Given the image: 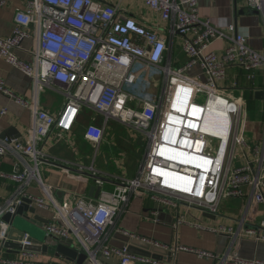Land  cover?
Listing matches in <instances>:
<instances>
[{
    "label": "built area",
    "instance_id": "1",
    "mask_svg": "<svg viewBox=\"0 0 264 264\" xmlns=\"http://www.w3.org/2000/svg\"><path fill=\"white\" fill-rule=\"evenodd\" d=\"M143 1L154 19L149 25L102 0H25L23 8L14 13L10 36H0V58L29 80L34 94L27 103L0 78V93L29 109L32 116L26 139H0V157L14 161V170H0V179L15 185L12 195L0 202V246L6 242L32 246L27 233H16L2 221V216L14 215L22 199H27L34 209L50 213L47 224L41 225L46 237L72 246L89 264L112 259L116 264H173L140 255L128 245L113 247L110 243L115 235L162 252L184 251L214 264H264L230 252L172 248L118 226L133 198L154 205L148 215L140 217L144 221L160 224L162 214L169 213L174 217V230L186 224L217 234H232L234 228L195 225L187 221L191 211L218 215L228 199H247L253 206H264V139L252 142L246 134L247 102L242 95L232 96L235 85L219 86L226 82L232 66L247 72L248 79L263 73L264 52L254 51L232 24L220 29L202 18L199 0ZM10 2L0 0V9ZM235 3L264 13V0ZM156 18L165 24L163 29L157 27ZM30 39L33 44L26 51L30 55L26 62L16 52ZM217 42L226 43L219 54L214 50ZM141 68L158 75L153 95L135 94L126 88L128 80L149 82ZM52 85L60 86L63 98L56 114L37 104L38 92ZM83 110L102 120L101 124H88L82 134L95 146L104 142L110 122L142 137L140 161L131 178L101 174L93 166L81 167L44 152L48 142L61 141L73 131ZM5 114L3 109L1 115ZM66 139L68 144L73 142L69 136ZM56 163L65 169L75 166L81 174L107 178L117 185H109L112 189L105 191L108 183L96 181L101 191L95 200L72 196L60 202L40 175L42 164ZM237 224L248 238L264 242V219L252 226L245 213ZM18 252V258L0 254V264H52Z\"/></svg>",
    "mask_w": 264,
    "mask_h": 264
},
{
    "label": "crops",
    "instance_id": "2",
    "mask_svg": "<svg viewBox=\"0 0 264 264\" xmlns=\"http://www.w3.org/2000/svg\"><path fill=\"white\" fill-rule=\"evenodd\" d=\"M101 1V0H99ZM114 7H120L123 12L128 16L140 20L144 24L149 25L154 22L153 16L148 11V8L143 0H102ZM25 0H11V2L0 9V36L9 37L13 28V17L16 10L23 8ZM198 10L200 16L204 19H210L213 25L220 29H225L228 24L235 27V31L247 37V43L257 53L263 54L264 52V13L259 14L248 9H243L235 0H199ZM156 25L159 29H163L165 24L156 18ZM33 41L26 40L22 44V50L17 51L16 55L23 61L29 62L30 55L26 52L32 48ZM226 47L225 42H217L214 44V50L219 54L223 48ZM0 78L4 80L6 87L15 95L21 97L27 103H30L33 97L32 87L29 80L14 67L9 66L2 58H0ZM221 88L235 85L236 90L231 94L232 96L242 95L243 99L253 109H257L259 113H264V99L257 100L254 98L256 92L264 93V72H257L253 75L252 79H248V73L244 72L238 67H229L226 72V82H219ZM264 95V94H263ZM63 98L61 95V88L59 85H52L49 89H41L37 95V104L39 107L49 114H56L63 106ZM5 109L6 114L1 115V111ZM31 111L23 108L15 103L9 101L5 96L0 93V135L6 131L12 130L21 136L18 140L27 138L28 130L31 126ZM259 119V118H258ZM77 123L73 131L69 133V138L73 142L68 144V136L58 142H48L44 147L45 153L60 160L71 162L81 167L93 166L94 170L101 174H109L119 177L131 178L133 170L138 164L140 152L142 150L143 140L140 137V144L135 149L137 155L136 160L132 162L133 168L129 171L126 168L128 149L132 150L130 146L120 141L126 134V137L131 136L134 139L138 138L125 126L118 123L110 122L106 127L104 142L98 147L82 137L83 131L86 126L92 122L101 124L102 120L92 112L83 110L76 119ZM260 124V123H259ZM260 131L258 137L249 135L252 142L260 143L264 139V124H260L257 129ZM119 136H121L119 138ZM119 140H117V138ZM129 138V137H128ZM13 139V138H7ZM51 143V144H50ZM112 145L117 150H120V155L123 156L122 160L112 159L108 155L107 146ZM98 148V149H97ZM95 151L102 152L103 159L97 162L93 159ZM126 160V161H125ZM95 161V162H94ZM0 170L4 172H11L14 170V161L9 158L0 157ZM40 175L45 185L53 188L54 196L56 192L60 191L61 194L57 197L60 202H65L72 196L85 197L86 199L92 198L95 200V195L89 197V187L92 182L88 178L83 177L76 167H62L60 164H42L40 167ZM132 175V176H131ZM131 176V177H128ZM86 178V179H85ZM110 180V179H108ZM108 185H112L113 182ZM114 185V184H113ZM15 189V185L0 179V202L7 200ZM30 191L38 193L36 188H31ZM154 205L147 199H131L127 209L128 212L122 216L119 227L127 230L130 233L137 234L138 236L145 237L151 241L159 244H166L174 248L176 245L193 249L204 250L207 252H217L225 254L230 252L236 257L244 260L257 258L264 262V242L255 241L252 237L248 238L245 232L240 229L237 222L246 213V220L249 225L256 226L261 220L264 219V206H253L247 199H228L222 202L220 213L214 216H203L196 209L191 211V216L187 221L200 225H204L211 229H216L220 226L227 228H234L232 234H217L209 231H202L190 225L183 224L177 230L173 229L174 224L173 215L167 213L162 214L159 219L160 224H152L144 221L140 217L148 215L153 210ZM36 210V209H35ZM37 215L42 219L48 220L51 216L49 212L36 210ZM27 218H33L30 212L26 213ZM1 245V241H0ZM137 252H142V248L134 249ZM150 250V249H149ZM152 251V255L154 254ZM146 253H150L147 251ZM0 254L5 256L18 258L21 252L11 253L5 248L0 246ZM171 254V253H170ZM153 258L163 259V262L168 263L167 254L163 252ZM31 260L30 258H28ZM41 260L46 263H59L64 264L60 259L53 258L45 254H36L33 258ZM173 264H214L211 261L199 259L194 255L178 250H172L171 259ZM112 261V260H110ZM107 264H114L109 262Z\"/></svg>",
    "mask_w": 264,
    "mask_h": 264
},
{
    "label": "water",
    "instance_id": "3",
    "mask_svg": "<svg viewBox=\"0 0 264 264\" xmlns=\"http://www.w3.org/2000/svg\"><path fill=\"white\" fill-rule=\"evenodd\" d=\"M264 93L263 92H256L254 94V98H256L257 100H263L264 99ZM21 136L18 134V132L14 134V132L12 130L6 131L5 133H3L2 135H0V139H4V138H13L18 139ZM82 175L86 178L89 179L90 182H92V184L89 187V197H92L93 195H95V198H98L100 191H101V187H99L98 185L95 184L96 181L102 182V183H111L110 180H108L107 178H102L99 176H95L92 174H86V173H82ZM114 185H117L115 183H113ZM61 194L60 191L56 192V196L55 199H57V197ZM31 202L27 199H22V204L19 205L16 209V213L14 215H10V214H5L4 216H2V221L9 224L11 227L13 226V224L15 223V221L18 218H22L24 220H26L29 224L32 225H36L37 227L41 228L42 224H47V220L42 219L40 216L37 215V211L30 206ZM197 211H199L198 209H196ZM30 212V214L33 216V218H27L26 217V213ZM203 216H209V214L207 213H203ZM57 224L59 226L62 225L61 221H58ZM14 230V229H13ZM15 232H20L19 230H15ZM22 233V232H20ZM29 235V234H28ZM115 239L113 241H111L110 245H112L113 247L116 248H122L125 245H128V247L140 254V255H147V256H158L159 254L163 253L162 251H159L158 249L152 247L149 244L146 243H141L138 240H134V239H130L128 237H122L120 235H115L114 237ZM116 240H119L121 243H117ZM30 242L32 244V246H22L19 243L15 244L12 242H6L3 245V248H5L8 252L11 253H17L18 251H24L27 252L28 254H45L48 255L50 257H55L58 259H63L65 262L67 263H74V264H89L87 263L85 260V256L82 253H78L77 250H75L72 246H69L67 243H63L58 241L56 238H52V237H46L44 236L42 239L40 240H33L30 237ZM142 248V252H137L134 249H139ZM150 249V250H149ZM147 251H149L150 253H146ZM153 252L154 254H158V255H152L151 252ZM167 254V261L170 262L171 259V254L170 252H166ZM109 262H112L114 264H116V260L112 259V261L110 260H103L102 262H100L101 264H107ZM91 264V263H90Z\"/></svg>",
    "mask_w": 264,
    "mask_h": 264
},
{
    "label": "rangeland",
    "instance_id": "4",
    "mask_svg": "<svg viewBox=\"0 0 264 264\" xmlns=\"http://www.w3.org/2000/svg\"><path fill=\"white\" fill-rule=\"evenodd\" d=\"M142 69V73L143 76H145L147 79H149V82H139V84H133V82H131L130 80H128L127 82V89L135 94H145V95H153L156 91L157 88V82H158V75L157 73H153L151 71H148L144 68ZM220 86H222L221 84H219ZM221 88V87H220ZM247 129H246V134L249 135H254L255 137H258L260 131L258 130L257 133V129L260 127V124L262 123V125L264 124V113L263 111L261 113L258 112L257 109H253L252 107H250V105H247ZM259 118V119H258ZM260 123V124H259ZM111 124V123H109ZM128 135V134H126ZM126 135L124 136V138H120L121 136H119V138L121 139L120 141H124V144L130 146V149H128L126 151L128 157H127V161H126V168L130 171L131 168H133V164L131 162V160L134 162L136 160L135 157H137L136 153H135V149L137 148V146L140 144V137L138 138H133L131 136L126 137ZM117 138V137H116ZM140 138V139H139ZM117 140H119L117 138ZM51 144V143H50ZM45 152V151H44ZM104 153H108V155L112 156V159H116V160H122L123 156L120 155V150L117 148H115L112 145H108L107 146V152L105 151ZM93 159L97 162L103 159V155L102 152L100 151H95L93 153ZM140 160V158H139ZM94 161V162H95ZM139 162V161H138ZM133 174H134V170H133ZM132 176V175H131ZM128 176V177H131ZM112 187L110 186H105L104 190H111ZM12 228L14 230H19L22 233H27L29 234V236L35 240H40L42 239L45 235V231L39 227H37L36 225H32L29 224L26 220L22 219V218H18L15 223L13 224Z\"/></svg>",
    "mask_w": 264,
    "mask_h": 264
},
{
    "label": "bare ground",
    "instance_id": "5",
    "mask_svg": "<svg viewBox=\"0 0 264 264\" xmlns=\"http://www.w3.org/2000/svg\"><path fill=\"white\" fill-rule=\"evenodd\" d=\"M217 116H219V114H217ZM207 117H208V118H207V122L209 123L210 120H211L210 115L208 114Z\"/></svg>",
    "mask_w": 264,
    "mask_h": 264
}]
</instances>
